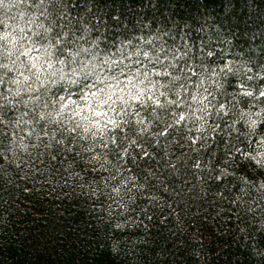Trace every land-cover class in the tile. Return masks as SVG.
I'll list each match as a JSON object with an SVG mask.
<instances>
[{"label":"clouds","instance_id":"clouds-1","mask_svg":"<svg viewBox=\"0 0 264 264\" xmlns=\"http://www.w3.org/2000/svg\"><path fill=\"white\" fill-rule=\"evenodd\" d=\"M261 93L264 0H0V230L32 202L58 264H264ZM135 112L129 172L90 121Z\"/></svg>","mask_w":264,"mask_h":264},{"label":"trees","instance_id":"trees-1","mask_svg":"<svg viewBox=\"0 0 264 264\" xmlns=\"http://www.w3.org/2000/svg\"><path fill=\"white\" fill-rule=\"evenodd\" d=\"M46 215V205L29 202L26 214L0 230V264H58L63 244L47 226Z\"/></svg>","mask_w":264,"mask_h":264},{"label":"snow or ice","instance_id":"snow-or-ice-1","mask_svg":"<svg viewBox=\"0 0 264 264\" xmlns=\"http://www.w3.org/2000/svg\"><path fill=\"white\" fill-rule=\"evenodd\" d=\"M264 95V93H261ZM152 97L149 96V99ZM139 99L138 97H133V100ZM155 103H159V101H155ZM63 107V105H62ZM223 107V105H222ZM94 115L99 116L101 114L100 110H92ZM123 116V113H121ZM85 120H88L87 116L82 117ZM181 120L183 119V113L180 114ZM106 124L102 125L99 120H91L90 124L95 125L97 129H101L105 127L107 124H111L113 129H116L121 132L123 140L117 136L113 135L111 139V144L117 150V155L122 159L123 164L128 165V171H134L135 165L134 162H146L151 158H154L158 153L156 152V147L154 145H158L161 143V140H155L153 136H149V140L146 141L143 139L144 135H147L149 131H151V124L148 120L147 113L135 112L128 119H122L119 121L120 124H124L125 127L123 129H118L116 118L113 117H105ZM130 121V122H129ZM133 125L138 128V131H132V134L129 136V131L132 129ZM88 127L84 128V131L87 132ZM95 135V133H93ZM46 135V134H45ZM169 130L168 128H163L160 133L161 138L168 136ZM139 137V138H138ZM264 139V138H262ZM198 140L197 137H193L192 143H196ZM149 141H153V143H149ZM49 159L56 160L58 157L53 153L49 156ZM115 190V189H114Z\"/></svg>","mask_w":264,"mask_h":264}]
</instances>
